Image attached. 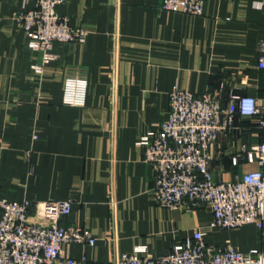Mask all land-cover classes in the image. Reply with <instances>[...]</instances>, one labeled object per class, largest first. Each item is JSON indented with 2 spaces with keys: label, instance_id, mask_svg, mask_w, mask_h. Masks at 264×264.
<instances>
[{
  "label": "crops",
  "instance_id": "0c3cea01",
  "mask_svg": "<svg viewBox=\"0 0 264 264\" xmlns=\"http://www.w3.org/2000/svg\"><path fill=\"white\" fill-rule=\"evenodd\" d=\"M35 5L0 0V196L71 200L60 225L97 238L64 245L79 259L108 264L116 252L133 251L158 257L198 228L209 245L264 252V221L221 229L208 207L170 208L154 199L156 170L140 142L166 119L176 88L224 104L232 94L252 95L264 106V0H205L199 15L166 10L161 0H66L57 11L89 35L56 42L49 61L13 18ZM79 79L86 85L71 104L67 81ZM261 142L258 116L238 114L213 150L215 178L256 168L232 158Z\"/></svg>",
  "mask_w": 264,
  "mask_h": 264
},
{
  "label": "built area",
  "instance_id": "2783aa9c",
  "mask_svg": "<svg viewBox=\"0 0 264 264\" xmlns=\"http://www.w3.org/2000/svg\"><path fill=\"white\" fill-rule=\"evenodd\" d=\"M66 0H36V5L14 12L18 28L27 35L30 48L44 52L45 61L54 57L56 42H84L89 30L72 26L57 6ZM205 0H161L164 9L199 15ZM117 36V33H116ZM259 65L264 67V44ZM40 70V65H34ZM85 80H68L67 102L74 104V91ZM258 116L264 127V106L252 95H231L227 104L208 92L196 94L176 88L170 92L167 117L157 130L140 138L145 159L156 175L152 186L154 199L170 208L208 207L212 225L233 229L264 221V142L244 149L240 158L257 167L230 180L216 179L210 169L213 150L222 134L232 131L237 115ZM34 138H38L35 134ZM71 200H10L0 196V264H103L64 253L70 243L96 244L88 228H66L60 219L71 212ZM206 232L196 229L158 257L133 252H116L108 264H264V252L253 248L241 251L230 244L209 245Z\"/></svg>",
  "mask_w": 264,
  "mask_h": 264
}]
</instances>
